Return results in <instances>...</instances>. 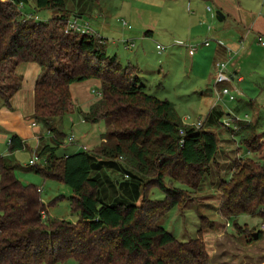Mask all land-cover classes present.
<instances>
[{
  "label": "trees",
  "instance_id": "trees-1",
  "mask_svg": "<svg viewBox=\"0 0 264 264\" xmlns=\"http://www.w3.org/2000/svg\"><path fill=\"white\" fill-rule=\"evenodd\" d=\"M31 2L51 16L25 18ZM78 14L83 15L74 13L68 0H0V109L21 88L19 64L38 63L34 116L45 122L51 142L38 144L40 162L30 167L69 185L71 208L78 213L76 221L49 216L40 187L16 174L22 167L12 153L27 144L13 134L10 153L0 154V264H211L202 232L214 229V221L203 215L200 235L189 240L178 239L161 221L185 207L217 164L218 133L205 123L200 128L184 123L172 101L148 93L136 64L107 53L106 38L67 31L68 20ZM88 78L100 80L102 98L85 119H107V131L98 144L58 154L65 133L56 121L77 109L71 84ZM223 114L210 111L205 122L216 126ZM221 124L239 136V149L264 150L256 124ZM235 162L230 177L218 184V210L235 218L238 233H247L251 243L255 228L237 217L258 216L264 223V163L250 155ZM104 172L119 175L112 201L102 194ZM154 189L164 198L152 197ZM258 234L262 238L263 231Z\"/></svg>",
  "mask_w": 264,
  "mask_h": 264
},
{
  "label": "rangeland",
  "instance_id": "rangeland-1",
  "mask_svg": "<svg viewBox=\"0 0 264 264\" xmlns=\"http://www.w3.org/2000/svg\"><path fill=\"white\" fill-rule=\"evenodd\" d=\"M71 1L68 0V3ZM189 1L154 0L151 3L149 0H99L92 14L80 18L79 22L87 25L98 36L106 38L105 45L109 55L117 54L123 64H136L138 76L145 84L146 91L160 99L172 101L183 122L207 119L208 112L214 111L219 103L220 106L216 109H225L226 114L222 115L218 126L204 122L206 127L221 132L217 164L212 165L201 188L191 196L185 207L172 209L161 224L178 239L189 240L200 235L201 217L205 215L215 223L214 229L202 232L211 264H264L262 219L247 214L237 217L241 225H247L249 229L255 228L254 232L263 231L262 238L255 239L252 234L255 240L247 243V233H238L234 225L235 218L228 220L218 210L221 200L218 184L222 179L230 177L235 160L250 155L264 163V158L259 157L260 153L251 155L245 146L239 149L240 142L237 144L233 140H226L228 128L221 124L228 126L229 122V127H234L233 121L228 118H231L230 115H233V110L238 105L241 106L239 117L250 121L257 110L248 103L251 98H255L257 107L264 110V45L259 41L260 35L264 37V0H225L228 10L224 9V20L217 17V11H223L217 1ZM24 11L38 15L41 20L51 16L48 10L37 11L32 2ZM221 40L224 45L234 49L233 46L239 44L241 53L238 56L235 54L234 58L239 57L245 81L230 84L234 91L236 88L241 90L234 100L224 96L213 107L216 100V63L222 56L217 49L218 41ZM206 41H210L211 45H204ZM158 44L167 48L160 52ZM191 46H198L193 55L189 52ZM33 66L42 70L36 62H24L17 69L18 75L22 76V88L11 100L17 108L15 113L12 112L16 118H12V124L16 123L19 127L17 130L25 136L27 144L25 148L12 153L22 167L17 169L16 174L23 183L40 187L41 199L46 204L50 217L76 221L78 213L71 208L72 188L61 181L45 179L30 167V160L34 158V151L39 144L36 135H45L40 144L51 142L45 122L34 116L33 84L39 73L33 70L36 69ZM229 68L231 69L230 62ZM93 90H99L101 94ZM72 93L76 106H82V111L77 108L73 113L57 119L56 125L65 133L62 135V143L58 145V154H71L77 147H91L107 131L108 122L105 118L98 122L84 120L85 111L89 108V105L84 104L94 103L102 98L100 81L88 78L74 82ZM0 103L2 105V101ZM194 122L192 126H195ZM260 123L264 124V111ZM256 126L258 132L264 129L257 124ZM7 128L9 126L0 123V154L3 155L10 153L8 138L13 135ZM231 135L237 136L236 132ZM71 136L76 140L70 141ZM164 196L159 189L153 190L152 197ZM140 201L141 199L136 202ZM249 244L251 246H247Z\"/></svg>",
  "mask_w": 264,
  "mask_h": 264
},
{
  "label": "crops",
  "instance_id": "crops-1",
  "mask_svg": "<svg viewBox=\"0 0 264 264\" xmlns=\"http://www.w3.org/2000/svg\"><path fill=\"white\" fill-rule=\"evenodd\" d=\"M99 0H72L71 2H69V7L74 11V13L76 12V13H79L80 11H82V13H83V15H80V14H78V16L76 17V18H78V20L80 21V18H83L85 15H91L92 14V12L94 11V9H95V7L97 6V2H98ZM151 3H153L154 2V0H149ZM189 1V0H188ZM193 0H190L189 2H192ZM215 1H217L218 3H219V5L221 6V7H223V11H224V9H227L228 10V8L226 7L227 5H226V1L225 0H215ZM209 10V9H208ZM224 13H225V11H224ZM233 13V12H232ZM225 16H226V13H225ZM234 17H235V19H238V16L237 15H234ZM224 19H226V17H224L223 18V20ZM145 28V27H144ZM218 44H219V47H218V54H221L222 56H220V58H218L219 60L220 59H222V58H225V57H228L229 58V56H232L231 58H230V67H231V71L234 73V81H238V82H242V81H245V78H244V76L242 75V68H241V65H240V61H239V57L237 58V57H235L234 58V55L235 54H237V56L241 53L240 52V48H239V44L237 43V45H234L233 47H235V49L234 48H232L231 46H228V45H224L223 44V40H221V41H218ZM261 44H263V43H261ZM211 45V44H210ZM264 45V44H263ZM232 49H231V48ZM231 51V55L228 53V51ZM238 50V51H237ZM24 63V62H23ZM22 66V63L21 64H19V66H18V68H20ZM17 68V69H18ZM33 68H36V69H33ZM33 70L36 72V73H39V76H40V74H41V72H42V70L41 69H39L38 67H35V66H33ZM38 75V74H37ZM39 76H38V78H39ZM38 78H36V80H35V82H34V84H33V91H34V87H35V84H36V81H37V79ZM264 79V78H263ZM100 81V80H99ZM234 81H233V83H234ZM101 83V82H100ZM72 85L73 84H71V91H72ZM21 88H22V85H21ZM21 88H20V90H21ZM237 89V91H238V93L241 91L239 88H236ZM20 90L18 91V92H20ZM240 90V91H239ZM94 91V90H93ZM99 91V90H98ZM17 92V93H18ZM16 93V94H17ZM15 94V95H16ZM73 94V93H72ZM14 95V96H15ZM13 96V97H14ZM13 97H12V99H13ZM73 98H74V96H73ZM11 99V100H12ZM86 101H88V100H86ZM97 102V101H96ZM96 102H94V103H96ZM94 103H90V104H84L85 106H87V105H89V108H88V110L90 109V107L94 104ZM249 104H251V106H252V108H257V110L255 111V113L252 115V119L250 120V122H252V123H256L257 125H259V126H261V127H264V124H261L260 123V120L262 119V112L264 111V110H262L261 108H258L257 107V102H256V100H255V98H251L250 100H249V102H248ZM76 104V103H75ZM220 104V103H219ZM219 104H217L216 105V107H215V109L217 108V106L219 105ZM220 106V105H219ZM77 108H79L80 110L82 109V106H79V107H77ZM222 108V109H221ZM15 109H17L16 107H15V105H13L12 103H11V101H10V104H4V106L0 109V123H2V124H4L5 126H9V128H7V130H8V132L9 133H13V134H17V135H19L23 140H25L26 141V139H25V136H23L22 134H21V132H19V130H17V129H19V127H17L16 126V123L14 124H12V118H15V116H14V113H15ZM214 109V110H215ZM33 110H34V92H33ZM87 110V111H88ZM217 110H220V111H222V112H224L225 113V109L223 108V107H220L219 109H217ZM82 111V110H81ZM87 111H85V113H87ZM240 111H241V106H236L235 108H234V110H233V115H230L231 113H228L230 116H231V118H228V119H231L233 122V125L234 126H239L240 125V122L241 121H248V120H243L242 118H240L239 117V113H240ZM12 112H14V113H12ZM209 113V112H208ZM226 114V113H225ZM16 119V118H15ZM84 120H86L85 118H84ZM72 121H74L73 119H72ZM194 122V121H193ZM193 122H190V123H187V124H192ZM185 123V122H184ZM216 126H218V125H216ZM225 130H227V129H225ZM228 131V132H227ZM226 132H227V138H226V140H228V141H230V140H233V142H235V143H237V144H239V136L237 135V136H232L231 135V129L229 128L228 130H227ZM218 133V135H219V141L221 142V138H220V133L221 132H217ZM41 134H43V133H41ZM40 133L39 134H37L36 135V137H37V139H38V136L39 135H41ZM258 134H259V136H260V138H262V140H264V129L262 130V131H260V132H258ZM104 135V134H103ZM102 135V136H103ZM102 136H101V138H100V140L97 142V143H95V144H98L99 142H101V140H102ZM10 139H11V136L8 138V141H10ZM40 139V138H39ZM38 139V143H39V145H42V144H40V142H41V139L39 140ZM44 144H46V143H44ZM94 144V145H95ZM38 145V146H39ZM240 147V146H239ZM242 148V147H241ZM240 148V149H241ZM80 148L79 147H77V148H75V150H73V152H75V151H77V150H79ZM73 152H71V153H73ZM243 152V151H242ZM248 153H250V151H247ZM251 155H252V152L250 153ZM259 157H263L264 158V150L262 151V152H260V154H259ZM113 175V176H112ZM107 174L106 172H104L103 174H102V176H103V187L104 188H102L103 189V192H102V194H103V196L105 197V199L107 200V201H112V197H113V195H114V190H115V187L113 186V185H116V184H118L119 182L116 180V179H119V175H117V174H115V173H113V174ZM109 186H113V189L111 188V187H109ZM117 187H118V185H116ZM113 191V192H112ZM263 226H264V224H263ZM247 246H251V244H249V245H247Z\"/></svg>",
  "mask_w": 264,
  "mask_h": 264
},
{
  "label": "built area",
  "instance_id": "built-area-1",
  "mask_svg": "<svg viewBox=\"0 0 264 264\" xmlns=\"http://www.w3.org/2000/svg\"><path fill=\"white\" fill-rule=\"evenodd\" d=\"M208 9L211 10V7H208ZM33 17L35 19L39 20L38 15H35L32 12L25 13V18H33ZM70 29L81 31L83 33H91L92 32L91 28H89L87 25L80 24L78 18H76L75 16L71 17L68 20L67 31H69ZM259 41L264 44V37L262 35L259 36ZM210 44H211L210 41L204 42V45H206V46H209ZM157 48L160 52H162L167 47L162 45V44H158ZM197 49H198V46L197 47L191 46L190 51H189L190 54L193 55L197 51ZM228 53L231 55L230 50L228 51ZM229 57L231 58L232 56H229ZM230 58L227 57V59H225V60L220 59L216 63V68H217L216 76H215L216 84L214 87V93H215L216 100H215L213 107L217 103L222 101L224 96H228L231 100H234L238 95V91L237 90L234 91L230 87V84L233 83V81H234V73L229 68ZM94 91L97 92L99 95L101 94L100 92H98L96 90H94ZM205 120L206 119L200 118L194 122V125L197 128H200L204 125ZM34 124H35V122H34ZM227 124L229 125V122H227ZM181 132H183V131H181ZM38 139H39V136H38ZM75 140L76 139L74 136L70 137V141H75ZM86 147L87 146H84V148H86ZM34 155H35L34 158L30 160L31 164L32 163L35 164V163H37V160H40L39 156L37 155V151H34Z\"/></svg>",
  "mask_w": 264,
  "mask_h": 264
},
{
  "label": "water",
  "instance_id": "water-1",
  "mask_svg": "<svg viewBox=\"0 0 264 264\" xmlns=\"http://www.w3.org/2000/svg\"><path fill=\"white\" fill-rule=\"evenodd\" d=\"M217 17L220 19V20H223V18L225 17V13L222 11V10H218L217 11ZM253 237L255 239H257L259 237V234L257 232H254L253 233Z\"/></svg>",
  "mask_w": 264,
  "mask_h": 264
}]
</instances>
